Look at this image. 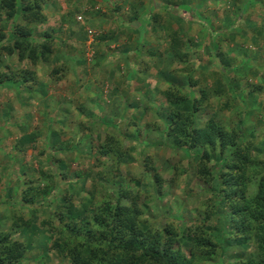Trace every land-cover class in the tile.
<instances>
[{"label":"trees","instance_id":"1","mask_svg":"<svg viewBox=\"0 0 264 264\" xmlns=\"http://www.w3.org/2000/svg\"><path fill=\"white\" fill-rule=\"evenodd\" d=\"M47 1L0 0V84L9 83L6 85L16 86L17 89L29 87V91L35 90L37 101L46 93L45 83L40 82L37 73L30 67L12 69L9 62L5 61V57L3 58L4 54L5 56L15 54L18 63L25 60L48 62L50 57H53L54 63L62 64V71L53 78L57 83L72 79L71 84H80L84 87L85 82H88L87 75L79 77L78 74H81L76 69L63 70L59 51L62 44L56 42L57 33L63 27L44 25L49 21V15L45 11ZM169 1L165 0L162 4L164 9L171 6ZM224 1L228 3H226L228 10L221 5ZM214 3H218L217 8L220 11L218 15L228 17V23L231 22L230 16H233L235 25L236 18L245 9L246 0H214ZM230 4H233L235 9ZM209 6V4L204 6L207 12ZM94 10V8L88 10L91 16L94 15ZM61 17L64 21L65 17ZM67 19L69 25L74 20L71 14ZM157 19L156 13L142 18L152 25L153 31H155L153 23L157 22ZM236 27L238 26L217 25L214 29L217 33L211 34L205 43L207 51L212 53L207 55L208 58L217 60L219 62L217 65H220L221 69L213 72L215 75L213 83L205 81L203 87L194 88L190 86L195 83L192 82L193 77L181 74L182 80L177 82L179 87L175 83L171 85L177 87L176 91L170 89L164 92L166 98L168 97L169 107L166 101L164 104L161 102L157 104L160 106L163 104L161 107L165 110L169 109L168 114L160 115L161 118L170 119L166 122L162 118L167 124L166 131L159 135L162 141L174 149L185 151L188 154L187 159L190 157L195 159L194 178L186 182L190 187L186 191L188 193L186 198H194L201 204V207L194 208V211L200 213L203 224L198 223L200 218L196 225L192 224L186 219L183 208L179 211L181 215L179 219L173 217L174 214H166L165 218L155 220L149 214L148 205L143 203L146 202L144 191L142 196L140 190H134L136 180L116 172L123 169L124 165L121 166V162L124 163L129 155L126 149L117 152L119 142L113 137L105 136L102 142H97L91 134H87L86 137L95 140L91 148H96L98 153L106 156L111 161V166L109 170L102 172L100 163L94 159L92 168L95 171L77 170L74 176L71 174L69 176L64 171L67 162L66 158L62 157L65 148L61 144L57 146L51 141L49 148L39 149L36 153L35 145L29 143L31 156L33 155L36 160L34 161L36 165L19 157L17 162L20 174H13L14 164L10 158L2 160L0 164V181L5 178L6 184L5 192L0 194V210L3 209L5 201L8 203L5 206L10 215L6 224L0 221V264H205L215 259L219 260V264H264V133L263 135L261 132H258L259 135L256 133L257 123L264 120V84L245 79L248 73L246 63L249 59L242 58L240 61L243 60L242 63L246 67L237 69L239 64L235 63V58L220 48L224 37L232 39L234 33L241 32L240 28ZM164 28L167 31L166 36L169 37L166 47L161 49H164L165 54L151 51V55H147L145 51H137L139 48H135V52L123 57L126 74L132 72L148 74L149 70L153 69L150 65L153 56L158 57L159 62L163 63L161 66L173 60L189 61V56L193 53L200 58L201 54L196 52V47L203 44V41L185 39L181 30H173L169 24L164 25ZM254 30L256 37L261 36L256 26ZM38 35L42 37L40 42L37 41ZM118 36L115 34V39ZM157 44L160 46V43ZM127 47L131 48L129 45ZM129 60L135 65L133 69L129 67ZM155 67L160 76H166L172 81L176 79L164 68H160L159 71L157 70L159 68ZM53 73L54 70L49 71V74ZM66 73L71 76L66 79L61 77L66 76ZM92 77L93 82H98L100 78ZM206 79L201 76V80ZM141 81L145 80L141 78ZM71 84L68 86L75 92ZM246 86L248 89L244 93ZM87 90L82 93H87L88 98ZM177 90L179 93H176ZM22 92L27 93V90L23 89ZM144 95L149 97L150 92L142 94V98H146L143 105H146L150 100ZM212 98L217 100L215 104L212 101L213 106H209ZM239 98L245 103L240 104ZM246 99L251 103L246 104ZM42 100L46 107L50 108L47 113L51 112V97L47 96ZM89 100L91 107L95 108L89 110L90 107L85 113L95 114L97 111L105 110L103 108L105 100L100 99L97 92ZM254 102H258L259 106L255 108L252 105ZM47 103H50V106ZM185 103L186 110L178 109V104ZM205 108L210 109L208 111L213 110V114L202 119L201 115L206 112L201 110ZM10 109L5 111V114L11 113ZM224 109L234 110V115L231 114L233 118L235 116L233 121L224 117L222 112ZM130 111L131 109L122 110L120 119H116L114 125L121 127L126 121V113ZM52 124L54 123L48 118V127H52ZM26 125L25 121L23 124L16 121L11 127L14 133L22 136L25 134ZM31 133L33 138L30 139L34 141L39 131L35 129ZM136 139L143 141L139 136ZM115 141L118 145H115ZM26 145L21 142L16 143L15 147L21 149L24 154ZM15 147L14 151L17 149ZM41 154H44L46 163L39 160ZM47 159H50L57 169L49 168ZM23 160L26 161L21 170L20 164ZM142 160L148 171H154L153 175L148 176L151 181L147 183V187L150 188L146 193L170 199L171 194L163 190L161 176L150 164L148 154H142ZM111 172L115 175L108 177ZM89 174L104 179L98 181L93 177V185L84 190L83 186ZM175 174L183 175V171L178 169ZM107 179L115 180L116 191L98 198L101 191H105L103 182ZM19 185L22 186L21 189ZM75 199L78 201L75 202ZM219 215L224 221L223 223L219 221L223 224H221L223 229L220 228L215 233L206 226V220L213 216L218 218ZM24 230H34L31 234L34 244L38 245L37 249L25 243L19 236V232ZM239 248L241 250H236Z\"/></svg>","mask_w":264,"mask_h":264},{"label":"rangeland","instance_id":"2","mask_svg":"<svg viewBox=\"0 0 264 264\" xmlns=\"http://www.w3.org/2000/svg\"><path fill=\"white\" fill-rule=\"evenodd\" d=\"M184 2L186 3L184 4ZM47 3L45 11L49 15V21L44 25L50 24L55 27H63L60 32L58 31V39L56 40L58 44H62L59 51H61L63 70L76 69L81 74H78L79 77L87 75L88 82H85L84 87L80 84H71L72 79L57 83V80L53 78L62 71V64L54 63L53 57H50L48 62L25 60L18 63L15 54L13 56H5L4 54L3 58L5 57V61L9 62L10 66L13 67L12 69L22 66L34 69L40 82L45 83L46 93L37 101L35 90L31 92L28 90L29 87L17 89L16 86L6 85L9 83L0 84V164L5 161L4 159L10 158L14 164L13 174H20L17 162L19 157H23V159L36 165L34 162L36 160H34L33 155L31 156V145H35L37 153L39 149L49 148L48 145L53 141L57 146L61 144L65 148L62 157L66 158L67 165L64 166V171L69 176L70 174L74 176L77 170L83 172L95 171L92 168L94 159H97V162L100 163V171L105 172L110 169L111 161L106 156L98 153L96 148H91L95 140L86 136L91 134L97 142H102L105 136L113 137L119 142V145L116 141L114 142L115 145H118L117 152L126 149L128 151L126 153L129 155L124 163L121 162V166L124 165L123 169L116 172L122 173L123 176H131L127 177L136 180L134 190H140L142 196L144 191L146 202L143 203L148 205L149 214L155 220L165 218L166 214H174L173 217L179 219L181 217L179 211L183 208L186 219L196 225L200 213L195 212L194 208H200L201 204L194 198H186L188 195L186 191L190 188L186 182L192 181L194 178L195 159L191 157L187 159L188 154L185 151L170 147L159 136L167 129V124L162 118L166 122L170 121L169 118H161L160 116L161 113L166 115L169 111V109L165 110L161 107L165 101L169 107L168 97L166 98L164 92L177 88L176 86L171 87V85L172 83L177 85L178 80L181 79V74L193 77L192 82L195 83L190 84V86L194 88L203 87L206 84L205 81L213 83L215 79L213 72L221 69L220 65H217L219 63L217 60L208 58L212 53L207 51L205 43H207L211 34L217 33L214 29L219 24L224 27L238 26L236 28H240L241 32L239 31V34L234 33L232 39L224 37L220 48L223 51H228L235 58V63L239 64L237 69L246 67L242 63L243 60L240 61L242 58L249 59L246 63V72L248 73L245 79H252L253 83L264 84V0H246L245 9L236 18L235 25L233 24V16H230L231 22L228 23V17L223 14L218 15L220 12L217 8L218 3L215 4L214 0H170L171 6L165 9L162 7L165 0H48ZM226 3L224 1L221 5L228 10ZM206 4L210 5L208 12L204 7ZM230 6L234 8L233 4H230ZM77 8L80 10H77ZM92 8L95 9L93 16L88 12ZM154 13L158 16V21L153 23L155 31L152 30L150 23L142 20L144 16L146 18L148 14L150 16ZM69 14L75 20L70 25L68 24L69 19H67ZM61 16H64L66 21H63ZM168 24L173 30H181L185 39L203 41V44H198V47H196V52L201 54L200 58H197L193 53L189 56V61L173 60L167 65L161 66L163 63L159 62L158 57L153 56L152 63H150L153 69L149 70L148 74H142L141 72L126 74V63L123 57L135 52V48H139L137 51H145L147 55H151V51H154V53L161 52V55L165 54L164 49H161L166 47L169 40V37L166 36L167 31L164 28V25ZM255 26L257 31L261 33L259 37L255 36ZM115 34L119 35L117 39H115ZM41 40L42 37L38 35L37 41L40 42ZM157 43H160V46ZM234 43L236 45H233ZM127 45L131 48L128 49ZM230 48H236V50H229ZM183 50L186 49L183 48ZM144 57L147 56L144 55ZM128 63L129 67L133 69L135 66L133 62L129 60ZM155 66L159 68L157 69L159 71H161L160 68H164L168 73L173 74L176 79L172 81L171 79L168 80L166 76H160L161 74L157 73ZM52 70H54V73L49 74V71ZM132 74L135 76H131ZM70 76L66 73V76L61 77L66 79ZM92 76H100L99 80L97 79L98 82H93L91 80ZM201 76L207 79L203 81ZM141 78L145 81L142 82ZM69 84L74 86L75 92H73L71 86H68ZM177 86L179 87V85ZM23 89L27 90V93L22 92ZM246 89H248V86L245 87L244 93L247 91ZM84 90L88 91L89 99L97 92L98 97L105 100L103 105L105 110L97 111L95 114L85 113V110L91 107V100L87 98V93H82ZM149 92V97L144 96L150 101L143 105L146 98H142V94H148ZM176 93H179L178 90ZM47 96L52 99L51 112L48 113L47 110L50 108L46 107V103L42 100ZM215 100L217 99L212 98L209 106H213L212 101L215 104ZM139 101L140 104H138ZM158 102L163 104L161 106L157 105ZM249 102V99H246V104H249ZM239 103L244 104L245 101L239 98ZM47 105L50 106V103H47ZM178 105V109L181 111L186 110V103ZM252 105L256 108L259 103L254 102ZM252 105L250 108H252ZM93 108L95 106H92L89 110H93ZM9 109L11 113L7 112L5 114V111ZM125 109H131L125 115L126 121L121 127L114 125V121L120 119L122 110ZM208 110L210 109L201 110V112H206L201 115L202 119L210 116L213 112V110ZM222 112L226 119L231 121L235 119V116L233 118V109H224ZM108 116L111 117L107 118ZM48 118L54 123L52 127H48ZM56 120H59V122L57 123ZM16 121H21V124L25 121L27 124L25 134L22 136H18L17 133H14L15 131L13 132L11 125H14ZM62 121L64 124H62ZM256 126H258L257 135H259L258 132L263 135L264 120H259ZM35 129H38L39 133L36 139L31 141L33 140L30 139L33 138L31 132ZM119 131H122V133L120 134ZM137 136L143 138V141H138ZM21 142L27 144L24 154L17 146L16 151L13 148L16 143ZM56 145L54 146L57 147ZM35 150L33 151L35 152ZM142 154H148L151 159L150 164L161 176L163 190L171 194L170 199L166 200L160 198V196H151V194L146 193L147 189L150 188V186L147 187V183L151 181L148 176L153 175L154 171H148L144 167ZM41 158L39 160L46 163L44 154H41ZM26 160H23L20 164L21 170H23L24 161ZM49 160L47 159V166L57 169ZM178 169L183 171V175L175 174ZM113 175L115 174L111 172L108 177ZM93 177L97 178L98 181L104 179L95 174H89L83 186L84 190L93 185ZM103 183L106 192L101 191L98 198H103L106 194L116 191L117 183L114 179H107ZM5 185V178H2L0 181V194L5 192ZM19 188L21 189L22 186L19 185ZM82 193L85 192L82 190ZM74 201L78 200L75 199ZM4 204L7 205L8 203L4 201ZM5 205L0 210V221L3 224H6L10 219L8 208ZM47 214L48 212H46ZM219 221L224 222L221 215L218 218L215 216L210 217L206 220V226L216 233L220 228L223 229V224L221 223V225ZM199 222L203 224L201 218ZM31 232H34V230H24L19 232V236L25 243L37 249L38 245L34 244ZM236 250H241V248ZM218 261L215 259L213 262H206L205 264H219Z\"/></svg>","mask_w":264,"mask_h":264},{"label":"crops","instance_id":"3","mask_svg":"<svg viewBox=\"0 0 264 264\" xmlns=\"http://www.w3.org/2000/svg\"><path fill=\"white\" fill-rule=\"evenodd\" d=\"M29 90V89H28ZM26 93V92H25ZM78 124V123H77Z\"/></svg>","mask_w":264,"mask_h":264}]
</instances>
